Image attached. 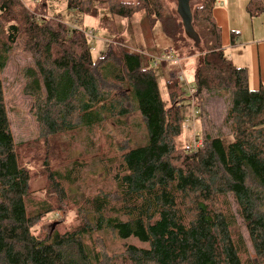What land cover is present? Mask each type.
Listing matches in <instances>:
<instances>
[{"label":"trees","instance_id":"16d2710c","mask_svg":"<svg viewBox=\"0 0 264 264\" xmlns=\"http://www.w3.org/2000/svg\"><path fill=\"white\" fill-rule=\"evenodd\" d=\"M37 1L31 10L21 0H0V67L14 47L28 50L33 66L24 71L25 88L43 124L54 127L55 111L66 129L73 128L68 115L76 114L84 127L136 111L146 140L124 150L107 169L110 191L99 189L73 203L63 189L67 175L48 168L56 196L36 200L34 212L28 207L31 169L14 147L0 81V264H264V86L249 88L245 69L224 53L212 14L216 0H200L192 12L200 37L195 47L202 50L195 86L186 97L178 69L170 70L168 108L154 69L140 54L112 40L102 55L93 56L80 21L97 0H65L66 11L75 14L72 26L50 16L46 0ZM139 1L153 28L160 23L172 40L167 53L177 56L190 41L194 46L181 19L163 10L159 0ZM246 10L254 17L264 6L249 0ZM100 12L109 21L133 10L121 5ZM211 91L227 98L222 124L232 139L225 143L202 128V145L188 152L177 144L183 107L192 105L200 117L204 94ZM70 204L75 224L63 232L33 233L37 220L56 208L70 210ZM107 233L146 245L124 244L111 259L91 243Z\"/></svg>","mask_w":264,"mask_h":264},{"label":"rangeland","instance_id":"374dc122","mask_svg":"<svg viewBox=\"0 0 264 264\" xmlns=\"http://www.w3.org/2000/svg\"><path fill=\"white\" fill-rule=\"evenodd\" d=\"M46 1L49 5L50 16L56 14L61 20L70 23L69 25L76 24L72 20L75 17L74 12L66 11L65 0ZM159 1L163 10L178 16L177 0ZM261 1L264 6V0ZM21 2L25 7L33 10L34 5L39 1L21 0ZM97 2L96 8L87 7L91 14L84 16L80 21L81 29L92 31V38L89 37V41L95 48L92 49L93 56L102 55L112 40L119 41L123 49L140 54L144 64L149 61L148 66L154 69L161 99L166 108L170 106L166 90V80L170 70L178 69L182 72L183 82L181 83L186 92L185 96L189 97V88L195 86V72L202 50H198L190 41L186 48L178 51L177 56H172V58L169 55L166 56L167 59L177 58L176 61L168 60L154 65L153 57L164 56L169 47L173 46L172 40L162 32L160 23L153 28L143 8L140 7L139 0H97ZM199 2L200 0L190 1L191 12ZM238 2L239 0L229 1L233 20L232 29L224 19L221 4L216 3L222 47L230 55L235 66L245 69L249 79L257 72L258 60L255 45L258 44L256 41H259L262 85L264 86V12L261 15L250 17L244 9L238 10L240 7ZM121 5L131 7L133 13L126 17L114 15L109 21L100 18L101 10ZM110 27L114 29L110 30ZM232 31L236 34L234 43L231 41ZM30 66H33L31 54L24 47L19 46L12 49L4 68L0 67V81L3 85L5 108L14 147L23 157V162L27 163L31 169L28 207L35 212L38 210L36 200L55 198L56 189L51 187L49 172L46 171L48 168L63 176L67 175L68 180L63 181V189L68 194L71 203L74 198L82 200L97 193L99 189L110 191L113 187L112 173L107 172V169L117 165L119 155L124 150L143 144L146 140L141 116L136 111H131L125 117L108 118L98 125L83 127L79 125L77 115L73 114L66 117L70 127L73 128L66 129L67 126L55 111L52 117L54 127L50 128L49 125L43 124V116L36 109L35 101L25 88L27 78L24 71ZM249 85L253 86L250 82ZM226 99L215 91L206 92L200 117L192 105L184 106L182 113L185 119L193 115L196 132L204 128L213 135L222 136L223 141L228 143L232 139L231 132L229 127L222 124L227 106ZM52 130L55 131L52 132ZM192 137L193 125L189 124V128L182 129V136L177 144L182 146ZM46 161H48V166L45 164ZM68 208L70 210L67 211L56 208L45 214L34 224L33 233L43 236L49 229L63 232L66 227L75 224V209L71 204ZM239 228L242 230L240 225ZM98 235L91 239V243L111 259L112 254L122 252L124 244L146 245L134 237L124 242L111 233Z\"/></svg>","mask_w":264,"mask_h":264},{"label":"crops","instance_id":"0c3cea01","mask_svg":"<svg viewBox=\"0 0 264 264\" xmlns=\"http://www.w3.org/2000/svg\"><path fill=\"white\" fill-rule=\"evenodd\" d=\"M230 0H216V3H220L221 4V10L223 12V15H224V19L227 23V25L230 27V29H232V18H231V14H230V8L229 6H231V4L229 3ZM249 0H239L238 4L240 5L239 9L238 10H242L244 9L246 11V13L248 14L247 10H246V6H247V3H248ZM216 6V4H215ZM213 8L212 10V14H213V18L216 22L217 25L218 24V18L216 16V11L218 10L217 7ZM232 11V9H231ZM262 14V13H261ZM260 14V15H261ZM249 16V14H248ZM251 17V16H250ZM255 17V16H254ZM219 27V26H218ZM220 29V27H219ZM220 33H221V29H220ZM236 39V34L234 31L231 32V41L232 43H234V40ZM258 42V44L255 45V50H256V53H257V60H258V66H257V72L253 75V76H250V78L248 79L247 77V82H248V86L249 88L251 87V89H257L260 85L263 84V79H262V71H261V61H260V48H261V44L259 43V41H256ZM222 43V42H221ZM224 50V48H223ZM224 53L229 57V59L231 60L230 58V55H228V53L224 50ZM232 62V60H231ZM238 67V66H237ZM241 67V66H240ZM242 68V67H241ZM247 74V73H246ZM249 82L251 85L253 86H250L249 85ZM263 86V85H262Z\"/></svg>","mask_w":264,"mask_h":264},{"label":"built area","instance_id":"2783aa9c","mask_svg":"<svg viewBox=\"0 0 264 264\" xmlns=\"http://www.w3.org/2000/svg\"><path fill=\"white\" fill-rule=\"evenodd\" d=\"M85 34H86V36L88 38L89 37L92 38V31H87L86 30ZM91 49H93V50L95 49L93 44L91 46ZM167 55L171 56V58H172V56H174L171 53H165V55L162 56V57H160V56L159 57H153L154 59L152 61H153L154 65H157L161 61L164 62V61H168V60H171V61H176L177 60V58H175V59H171V58L167 59V57H166ZM177 76H178L179 80L181 82H183V74H182V72H180L178 70ZM189 90H191V89L189 88ZM189 124L193 125V137H192L191 140H189L187 143H185L184 147H185L186 151L191 152V151H194L197 148H199L202 145L203 141H202V137L200 135V132H196L195 118L193 117V115H192V117L188 116L184 120L183 128H185V129L189 128Z\"/></svg>","mask_w":264,"mask_h":264},{"label":"water","instance_id":"95a60500","mask_svg":"<svg viewBox=\"0 0 264 264\" xmlns=\"http://www.w3.org/2000/svg\"><path fill=\"white\" fill-rule=\"evenodd\" d=\"M191 0H177L176 12L181 19L186 37L193 41L194 46L199 45L200 37L192 24Z\"/></svg>","mask_w":264,"mask_h":264}]
</instances>
